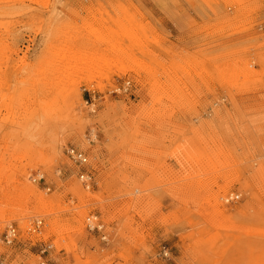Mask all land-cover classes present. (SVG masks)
Returning <instances> with one entry per match:
<instances>
[{"label":"rangeland","instance_id":"374dc122","mask_svg":"<svg viewBox=\"0 0 264 264\" xmlns=\"http://www.w3.org/2000/svg\"><path fill=\"white\" fill-rule=\"evenodd\" d=\"M262 11L264 0H0L6 264H40L59 240H45L47 222L86 216L106 239L71 227L80 260L64 241L48 264H264ZM72 148L90 158L87 191ZM54 197L60 210L38 211ZM31 220L45 221L40 234L21 231Z\"/></svg>","mask_w":264,"mask_h":264},{"label":"bare ground","instance_id":"6f19581e","mask_svg":"<svg viewBox=\"0 0 264 264\" xmlns=\"http://www.w3.org/2000/svg\"><path fill=\"white\" fill-rule=\"evenodd\" d=\"M226 1V3L227 4H232L233 2H234V0H225ZM259 9L260 8H258V6H254V7H250L249 8V12L248 13H253V14H257L258 12H259ZM263 12L264 11H262L261 13H262V15H263ZM131 38H133V37H131ZM137 73H140V72H142V71H144V73H147L148 75L151 73V71H150V69L148 68V66L147 65H145L144 64V66H142L141 68H139L138 70L136 69L135 70ZM90 82V81H89ZM154 89H159V87L157 86V85H155L154 87H153V89H152V91H154ZM44 110L45 111H52V109L51 108H49V107H46V108H44ZM52 112H54V110L52 111ZM61 147H58V146H56V147H54V155H59L60 154V152H61V149H60ZM88 159H90L89 157H88ZM45 161V159L43 158V162H41V165H43L44 167H47L48 166V163H46V162H44ZM79 180V179H78ZM93 181H94V177H93ZM26 189H29V190H27V192L26 193H24V194H22L21 195V197H20V199H18L19 200V204H27V203H29L30 202V200H31V198H33L32 197V191L30 190L31 188L28 186V187H25ZM83 190L84 191H87V189H85L84 187H83ZM77 192L79 193L80 191L79 190H77ZM77 193V195H78V198H79V200H80V202H81V204H83V205H88V203L90 202L89 200H87V199H85V195L83 196V194H78ZM88 194V193H87ZM86 194V197L87 198H89V195H87ZM25 197H26V199H25ZM94 199V198H93ZM230 199L229 198H227L225 201H229ZM7 202H9V200L7 201ZM6 202V203H7ZM85 205V206H86ZM37 206H38V211L40 210V211H42V212H49L48 213V215H53L54 214V211H58V210H60L59 208L61 207L60 206V203H59V199H57V198H52V199H41L40 201H38V203H37ZM27 214H25V216H26ZM15 216H17V215H15V214H11V217H10V220H14V219H16V218H14ZM18 217V216H17ZM22 217V216H21ZM27 217V216H26ZM26 217H24V215H23V218H26ZM89 218H90V222H89ZM93 218H98V217H95V216H86L81 222L80 221H78V224H76V222H71V224L72 225H70V224H67V225H63V226H61V225H57V224H55V223H53V222H47V227H45L44 229L46 230L45 232H46V234H45V240H48L50 237H52V236H54V237H56V238H59V240H58V242H57V244H50L49 246H47V249H44V250H41L40 252H39V257H40V260H41V262H40V264H46V263H48L45 259H43V256H45V254H47V252H48V250H51L52 248H58V249H60V248H62L63 246H62V242H67L66 243V245L64 246V247H66V249L68 250V252L70 253V254H73V257H72V259H74V260H77V261H79L80 260V254L78 253V249H77V246L75 245V244H73V243H71V242H69L66 238H65V233L67 234L71 229L73 230V228H77L78 227V229H79V231H81V230H83L84 229V227L86 228V229H88L87 227H88V223L90 224H92L95 228H98L99 227V225H100V223L99 222H97V221H93L92 219ZM46 220V219H45ZM99 220V219H98ZM31 224L28 226V224H26L25 226H24V228H26V229H24V230H21V231H24V232H26V233H29V234H31L30 233V227H33V229H32V233H35V234H40L41 232H38V226L39 227H42V226H44V220L42 221V220H38V221H34V220H31ZM72 227V228H71ZM11 228H14V227H10V229ZM30 228V229H29ZM71 228V229H70ZM105 228V227H104ZM37 230V231H36ZM89 231V230H88ZM105 234V233H104ZM25 235H27V234H25ZM55 245V246H54ZM4 253L7 255V253H9L7 250H5L4 251ZM9 255H10V253H9ZM9 255L7 256L8 258H9ZM0 261L2 262V263H4V264H6V261L4 260V259H2L1 258V256H0ZM13 264H17V261L16 262H13Z\"/></svg>","mask_w":264,"mask_h":264},{"label":"built area","instance_id":"2783aa9c","mask_svg":"<svg viewBox=\"0 0 264 264\" xmlns=\"http://www.w3.org/2000/svg\"><path fill=\"white\" fill-rule=\"evenodd\" d=\"M67 154L69 158L80 168L78 179L81 182L82 186L85 189L89 190L93 184V176H92V173L89 172V159H88L87 154L75 148L69 149L67 151ZM39 179L41 181L44 180L43 177H40ZM33 182L36 183L37 181L33 180ZM92 220L99 222L100 225L98 228H95L91 223L90 224L88 223V227H87L88 230L92 233L96 232L100 234L102 236V239L105 240L106 238L104 237V231H105L104 225L98 220V218H93ZM89 222H90V218H89ZM39 226H38V229H39ZM30 228H29L30 229L29 231L30 233H32L33 227H30ZM18 238H19V231H17V229L15 228H11V229H8V231L6 232L4 239L7 245H13L18 240ZM0 264H4V263L0 261Z\"/></svg>","mask_w":264,"mask_h":264}]
</instances>
